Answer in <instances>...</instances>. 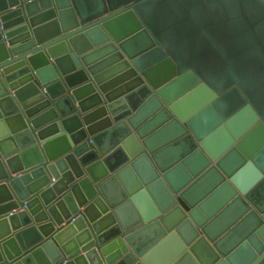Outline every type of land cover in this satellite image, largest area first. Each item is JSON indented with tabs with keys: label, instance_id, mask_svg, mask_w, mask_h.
I'll return each mask as SVG.
<instances>
[{
	"label": "water",
	"instance_id": "1",
	"mask_svg": "<svg viewBox=\"0 0 264 264\" xmlns=\"http://www.w3.org/2000/svg\"><path fill=\"white\" fill-rule=\"evenodd\" d=\"M0 264H264V0H0Z\"/></svg>",
	"mask_w": 264,
	"mask_h": 264
}]
</instances>
